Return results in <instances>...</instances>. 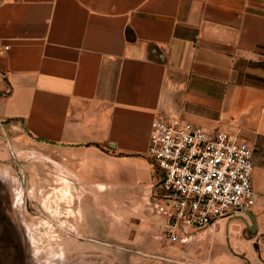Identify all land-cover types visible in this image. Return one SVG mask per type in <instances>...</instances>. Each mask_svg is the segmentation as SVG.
<instances>
[{
  "label": "crops",
  "instance_id": "0c3cea01",
  "mask_svg": "<svg viewBox=\"0 0 264 264\" xmlns=\"http://www.w3.org/2000/svg\"><path fill=\"white\" fill-rule=\"evenodd\" d=\"M160 115L250 145L256 204L200 244L264 264V0H0V130L15 144L141 212Z\"/></svg>",
  "mask_w": 264,
  "mask_h": 264
},
{
  "label": "rangeland",
  "instance_id": "374dc122",
  "mask_svg": "<svg viewBox=\"0 0 264 264\" xmlns=\"http://www.w3.org/2000/svg\"><path fill=\"white\" fill-rule=\"evenodd\" d=\"M108 192L105 182L79 180L39 146L26 150L0 130V264H222L200 244L222 217L171 244L151 196L140 212Z\"/></svg>",
  "mask_w": 264,
  "mask_h": 264
},
{
  "label": "built area",
  "instance_id": "2783aa9c",
  "mask_svg": "<svg viewBox=\"0 0 264 264\" xmlns=\"http://www.w3.org/2000/svg\"><path fill=\"white\" fill-rule=\"evenodd\" d=\"M148 156L155 169L151 200L164 219L161 237L171 244L256 204L253 151L246 141L160 115Z\"/></svg>",
  "mask_w": 264,
  "mask_h": 264
}]
</instances>
